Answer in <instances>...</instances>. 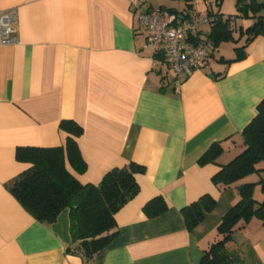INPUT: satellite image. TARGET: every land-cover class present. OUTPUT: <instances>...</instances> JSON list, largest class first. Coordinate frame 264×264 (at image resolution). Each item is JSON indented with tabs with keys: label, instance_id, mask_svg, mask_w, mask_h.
Wrapping results in <instances>:
<instances>
[{
	"label": "crops",
	"instance_id": "obj_1",
	"mask_svg": "<svg viewBox=\"0 0 264 264\" xmlns=\"http://www.w3.org/2000/svg\"><path fill=\"white\" fill-rule=\"evenodd\" d=\"M236 0H0V12L17 14L16 45H0V264H83L70 252L69 210L52 224L33 219L7 185L30 165L18 147L65 144L59 124L81 129L77 145L87 168L82 185L133 163L137 195L114 216L117 235L92 264H200L216 241V228L237 198L213 177L242 152L241 133L264 99V36L249 43L245 57L229 64L240 47ZM172 9L180 25L194 24L206 44L212 15L229 18L236 43H223L206 64L174 87L172 73L146 47L139 11ZM207 45V44H206ZM229 47V51L226 49ZM227 50V52L225 51ZM219 143L216 163L199 164ZM264 181V173L242 182ZM215 201L206 212L201 198ZM257 201L264 194L255 189ZM154 198L166 210L149 217ZM203 218L188 230L183 210ZM227 249L241 264H264V219L253 218L233 233Z\"/></svg>",
	"mask_w": 264,
	"mask_h": 264
},
{
	"label": "trees",
	"instance_id": "obj_2",
	"mask_svg": "<svg viewBox=\"0 0 264 264\" xmlns=\"http://www.w3.org/2000/svg\"><path fill=\"white\" fill-rule=\"evenodd\" d=\"M181 1L191 8L192 0ZM239 19L250 20L252 24L246 30H238L239 39L244 38L240 47L234 48L232 60H219L229 64L245 57L246 46L260 36H264V0H236ZM175 15L176 23L182 13L164 9ZM207 46L214 49L223 43H236L230 19H222L215 12L212 15ZM180 21V22H179ZM212 57L213 54L209 53ZM60 130L65 133L64 146L54 148L18 147L16 159L30 167L8 183L11 195L24 210L37 222L49 225L55 222L65 209L69 210V229L72 240L70 252L81 258L83 264H92L116 237L115 214L139 192L135 176L143 169L133 163L121 169L107 172L97 185H82L77 175L85 172L77 138L82 129L73 121H61ZM242 152L231 162L221 166L213 181L222 185L221 189L234 187L237 198L231 208L222 216L216 228L217 239L204 252L200 264H241L239 255L227 249L233 233L251 219H264V200L257 201L254 192L257 187L264 194V181L256 183L242 182L253 174L264 173V99L256 108L255 117L241 133ZM223 150L219 143L213 144L199 160V164L216 163ZM204 209L209 212L215 201L201 198ZM163 199L154 198L148 202L144 211L149 217H155L166 210ZM183 218L188 230L194 228L203 218V213L195 206L183 210Z\"/></svg>",
	"mask_w": 264,
	"mask_h": 264
},
{
	"label": "built area",
	"instance_id": "obj_3",
	"mask_svg": "<svg viewBox=\"0 0 264 264\" xmlns=\"http://www.w3.org/2000/svg\"><path fill=\"white\" fill-rule=\"evenodd\" d=\"M17 14L0 12V45H16ZM139 24L146 31V47L153 50L157 62L172 73L179 87L194 71L209 60L207 45L199 43L194 24L176 23L175 15L161 8L139 11Z\"/></svg>",
	"mask_w": 264,
	"mask_h": 264
},
{
	"label": "rangeland",
	"instance_id": "obj_4",
	"mask_svg": "<svg viewBox=\"0 0 264 264\" xmlns=\"http://www.w3.org/2000/svg\"><path fill=\"white\" fill-rule=\"evenodd\" d=\"M226 49L229 51V47H226ZM225 49V51L227 52V50Z\"/></svg>",
	"mask_w": 264,
	"mask_h": 264
}]
</instances>
